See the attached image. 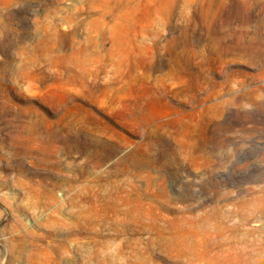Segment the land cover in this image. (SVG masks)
I'll return each instance as SVG.
<instances>
[{"label":"rangeland","instance_id":"rangeland-1","mask_svg":"<svg viewBox=\"0 0 264 264\" xmlns=\"http://www.w3.org/2000/svg\"><path fill=\"white\" fill-rule=\"evenodd\" d=\"M0 264H264V0H0Z\"/></svg>","mask_w":264,"mask_h":264}]
</instances>
